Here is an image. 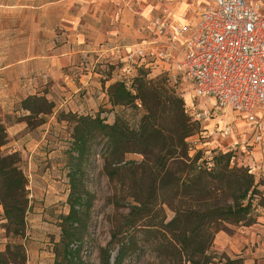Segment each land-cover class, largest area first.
Returning a JSON list of instances; mask_svg holds the SVG:
<instances>
[{"label":"trees","instance_id":"1","mask_svg":"<svg viewBox=\"0 0 264 264\" xmlns=\"http://www.w3.org/2000/svg\"><path fill=\"white\" fill-rule=\"evenodd\" d=\"M150 70L142 67L130 79V85L117 81L108 89L113 108L141 102L144 114L136 127L121 116L107 124L100 115L94 118L68 113L76 123L72 151L78 157H71L75 162L69 175L73 193L70 212L61 218L55 264H88L80 254L91 203L77 193L76 180L83 176L82 165L91 156V143L99 138L105 141V175L111 182L121 177L133 201L101 251L102 264H125L137 250L138 233L152 230L165 235L171 264H243L241 258L218 253L214 242L221 231L230 233L231 227L257 222L258 210L264 209V176L252 174L232 151L208 157L204 151L191 148L188 140L202 135V124L186 114L183 101L171 92L166 78L158 82L146 79ZM54 107L39 95L22 102L23 110L29 113L24 117L28 124L33 116H47ZM9 142L6 125L0 121V206L7 221L6 234L13 239L0 252V264H27L29 180L21 153L5 151ZM129 154L141 155L143 160L126 162ZM143 187H147V196L142 193ZM165 205L174 213L173 218L168 223L163 220L160 226L149 225L152 212L163 211Z\"/></svg>","mask_w":264,"mask_h":264},{"label":"rangeland","instance_id":"2","mask_svg":"<svg viewBox=\"0 0 264 264\" xmlns=\"http://www.w3.org/2000/svg\"><path fill=\"white\" fill-rule=\"evenodd\" d=\"M104 2L105 0H0V121L6 125L10 140L4 149L21 153L29 180L30 210L25 234L27 264H55L62 233L61 218L70 212L69 200L73 193L69 175L75 163L71 157H78L72 151L76 123L68 117V113L73 112L58 108L60 102H66L65 92L63 95L62 92L54 95L53 85L48 80L39 90L29 94L24 87L26 78L23 73L16 74L18 69L10 65L24 56L25 47L29 48L32 44L38 48L39 38H45L48 54L63 48L74 37L72 27L79 23L85 26L97 21L91 16L96 10L98 13L109 10V7H104ZM99 23L102 25L106 21L102 17ZM86 68L85 66L82 71L84 74L95 70L107 80L112 79V84L122 81L123 69L117 58L97 59L90 69ZM141 68L137 67L134 74ZM151 68L146 79L158 82L161 78H166L169 89L183 101L185 112L190 118L199 109L211 114L210 120L202 123V135L188 140L191 148L204 151L208 157H212L214 153L232 151L238 161L246 163L247 153L252 149L246 144L244 147L242 144L235 146L237 141L234 136L224 138L220 133L234 115L220 110L213 100L194 98L188 84L181 79L174 82L173 79L177 77L175 74L171 75V72H166L160 66ZM71 80L73 90L82 85L74 75ZM62 85L67 87L66 83ZM34 95L45 96L55 107L47 116H33L28 124L24 117L29 113L23 110L22 102ZM97 110L88 109L82 115L74 114L94 118L100 115L107 124H113L117 116H121L131 127H136L144 114L140 101L134 106ZM91 147V156L82 165L83 176L76 180L77 193L83 195L86 203H91L81 241L83 246L80 257L88 264H102L101 251L111 241L113 232L121 224L123 216L127 215L133 201L128 197L130 190L121 177L111 182L105 175L102 156L105 141L99 138L91 143ZM190 154L194 155V151ZM126 157V162L143 160L138 154ZM142 193L147 196V187L142 188ZM163 208V211L156 209L152 212L149 225L160 226L163 220L168 223L173 218L171 209L167 205ZM0 233V250H6L13 239L6 233L5 236ZM137 237V250L128 257L125 264H171V250H168L169 245L162 232L140 231ZM115 257L116 250L112 253V262Z\"/></svg>","mask_w":264,"mask_h":264},{"label":"built area","instance_id":"3","mask_svg":"<svg viewBox=\"0 0 264 264\" xmlns=\"http://www.w3.org/2000/svg\"><path fill=\"white\" fill-rule=\"evenodd\" d=\"M156 1L167 13L166 4L182 0ZM191 15L195 21L186 24L148 17L140 30L145 41L119 58L122 81L130 85L137 67L160 66L177 76L174 82L181 79L188 84L194 98L213 100L220 110L234 115L220 131L224 138L251 132L252 144L248 146L262 144L264 0H204L191 9ZM210 115L199 109L192 117L202 124ZM243 120L245 126L239 129L237 123ZM262 164L264 167V160ZM246 166L256 174L254 166Z\"/></svg>","mask_w":264,"mask_h":264},{"label":"crops","instance_id":"4","mask_svg":"<svg viewBox=\"0 0 264 264\" xmlns=\"http://www.w3.org/2000/svg\"><path fill=\"white\" fill-rule=\"evenodd\" d=\"M201 3H204V0L169 3L165 5L168 9L165 13L164 6L156 0H105L103 5L109 7V10L106 13H98L96 10L91 16L97 21L85 26L79 23L72 27L74 37L63 48L48 54L45 38H39L38 48L32 44L29 48L25 47L24 56L10 66L18 69L16 74L23 73L26 78L24 87L29 94L39 90L48 80L53 85L54 95L57 96L61 92L63 95L65 92L66 102H60L59 109L82 115L88 109L98 111V108H112L109 104L108 89L113 80H107L102 74L96 73L94 68V72L84 74V67L90 69L93 61L97 59L114 57L118 60L124 51L139 47L145 41L140 30L147 25L148 17L161 16L177 24L193 23L195 18L191 15V9ZM102 17L106 23L101 25L99 22ZM72 75L82 83L79 88L74 86L75 90L71 87ZM63 83H66L67 87L63 86ZM258 116L262 117L263 113L259 112ZM244 126L245 121L237 123L239 129ZM233 136L237 141L235 146L252 144L251 132H237ZM250 149L252 150L247 153L246 163L255 167L254 172L258 176L264 175V142L253 145ZM6 222L4 210L0 206V232L4 233V236ZM214 249L232 259H243V264H264V209L258 210L255 224L231 227L230 233L219 232L215 238ZM4 251L5 249L0 250Z\"/></svg>","mask_w":264,"mask_h":264}]
</instances>
